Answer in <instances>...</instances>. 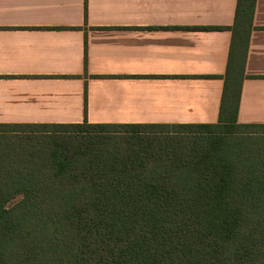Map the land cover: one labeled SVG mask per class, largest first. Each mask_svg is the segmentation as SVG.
I'll use <instances>...</instances> for the list:
<instances>
[{"label":"trees","instance_id":"trees-1","mask_svg":"<svg viewBox=\"0 0 264 264\" xmlns=\"http://www.w3.org/2000/svg\"><path fill=\"white\" fill-rule=\"evenodd\" d=\"M253 7L221 27L217 123L0 124V264H264V124L236 121Z\"/></svg>","mask_w":264,"mask_h":264},{"label":"crops","instance_id":"crops-1","mask_svg":"<svg viewBox=\"0 0 264 264\" xmlns=\"http://www.w3.org/2000/svg\"><path fill=\"white\" fill-rule=\"evenodd\" d=\"M237 1L0 0V124L217 123ZM243 74L264 124V0Z\"/></svg>","mask_w":264,"mask_h":264}]
</instances>
